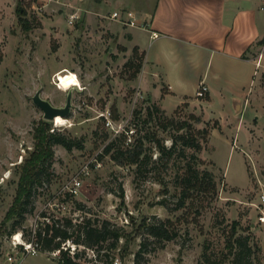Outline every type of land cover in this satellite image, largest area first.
Returning a JSON list of instances; mask_svg holds the SVG:
<instances>
[{"label": "rangeland", "instance_id": "374dc122", "mask_svg": "<svg viewBox=\"0 0 264 264\" xmlns=\"http://www.w3.org/2000/svg\"><path fill=\"white\" fill-rule=\"evenodd\" d=\"M18 1L0 0V221L13 202L20 165L34 148V125L44 119L32 97L41 90L42 98L60 107L71 92L72 106L68 116L63 117L65 121L59 117L48 121L54 129L80 138L83 147L67 150L59 144L53 146L52 166L36 188L34 208L27 214L25 229L39 221L63 222L66 216L74 221L84 214L109 219L130 233L128 250L117 258V264H134L135 253L146 236L141 230L143 222L166 220L168 228L178 232L176 237L162 242L151 237L140 264H202L205 246L213 257L225 252V232L230 230L231 221L238 220L239 232L249 229L254 234L260 247V264H264V221L260 219L264 215L262 46L251 49V56L257 60L246 80L242 106L231 108L227 90L235 86L219 77H211L217 92L210 100L206 99L208 93L203 97L195 95L198 81L188 77L175 94L160 101L167 116L186 119L193 113L199 117L190 119L196 128H211L198 156L205 160L203 167L214 173L218 192L215 200L198 213L196 200L188 209L179 207V190L174 186L172 170L161 172L167 180L166 191L151 172L137 176L133 165L118 164L103 153L107 141L123 128L133 130L131 142L143 137L147 146L151 143L144 135L150 136L154 126L151 120L143 121L147 119L146 107L154 101L151 83L144 89L136 78H129L130 70L124 64L133 47L119 43L103 22L115 8L133 10L142 20L134 8L138 7L140 13L148 12L153 0H64L37 15L40 25L29 29L19 23ZM27 4L25 17L30 18L32 11ZM74 5L81 8V16L71 25L68 12ZM142 41L149 49L148 38L142 37ZM201 69L209 75L213 73V67L203 65ZM160 89L162 94L168 91L164 84ZM136 110L141 113L135 118ZM108 111L112 127L122 128L119 133L106 125L104 114ZM158 129V135L170 145L169 136L175 129ZM157 154L154 151L153 157ZM84 168H88V174H83ZM75 176L81 178L82 185L72 196L68 188ZM27 238L26 231L23 236L16 232L0 238V264H57L58 252L25 254ZM105 247L97 264L103 262ZM78 250H85L84 257L96 258L97 252L91 249L80 246ZM9 256L13 261L8 260Z\"/></svg>", "mask_w": 264, "mask_h": 264}, {"label": "trees", "instance_id": "16d2710c", "mask_svg": "<svg viewBox=\"0 0 264 264\" xmlns=\"http://www.w3.org/2000/svg\"><path fill=\"white\" fill-rule=\"evenodd\" d=\"M23 1L20 0L16 4L19 23L25 29H29L32 25H40L38 16L31 13L30 18L25 17L27 2L24 1V4ZM144 56L145 53L140 51L137 45L133 46L132 55L124 64V68L130 70L128 74L130 79L138 76ZM206 97L209 100V96ZM185 103L187 102H183ZM178 108L174 110L175 113ZM140 113L136 110L135 118L139 117ZM146 117L147 119L143 121L151 120V125L154 126V129L151 128L149 132L150 136L144 135L151 141L150 146L146 145L143 137L127 142L126 132L130 130L127 128L107 141L103 153L109 154L118 164L133 165L137 176H144L151 172L154 179L164 185L166 191H168L167 180L161 172L172 170L174 186L179 190V207L188 209L196 200V211L200 213L201 208L204 209L215 200L218 192L214 173L203 167L205 160L198 156L203 143L208 140L211 128L208 126L196 128L190 119L198 120L199 117L193 113L188 114L186 119L167 116L165 110L156 102H151V105L146 107ZM170 126L175 130L169 136L171 144L166 145L163 138L158 135V128L167 130ZM33 139L34 148L20 165L21 172L13 202L3 220L0 221V238L16 232H20L23 236L26 231L28 243L38 246L39 251L59 253L57 264H97L100 251L103 246H106L102 264H113L116 258L127 252L130 233L109 219L84 214L82 219L76 218L75 221L66 216L63 222L58 219L52 223L39 221L34 227L28 229L23 226L27 214L34 208L32 205L36 188L43 183L52 166L53 146L59 144L67 150L83 147V141L80 138L54 129L51 122L46 119H40L34 125ZM154 151L158 152L155 158ZM186 203H189L187 204L189 206H186ZM77 208L82 209L81 206ZM43 217L47 216L43 214ZM166 223H168L166 220L156 223L143 222L141 230L146 236L135 253L134 264H140L143 261V253L151 237L161 242L176 237L178 232L174 229L170 230ZM240 228L238 220L231 221L230 230L227 234L225 232V252L219 257H213L205 246L202 252V264H260V247L254 234L249 229L246 232H239ZM80 246L91 249L93 253L97 252L96 258L84 257L85 250H78Z\"/></svg>", "mask_w": 264, "mask_h": 264}, {"label": "crops", "instance_id": "0c3cea01", "mask_svg": "<svg viewBox=\"0 0 264 264\" xmlns=\"http://www.w3.org/2000/svg\"><path fill=\"white\" fill-rule=\"evenodd\" d=\"M151 5L141 13L132 7L149 28L128 30L129 26L122 28L108 17L103 22L119 43L128 48L137 45L145 53L136 80L144 89L151 83V102L164 109L160 101L175 94L188 77L206 83L210 100L217 92L211 77H219L235 86L227 90L231 108L242 106L246 80L257 60L251 49L262 46L264 50V0H153ZM142 37L148 38L149 49ZM203 65L213 67L212 75L201 69ZM162 84L168 90L164 94Z\"/></svg>", "mask_w": 264, "mask_h": 264}, {"label": "built area", "instance_id": "2783aa9c", "mask_svg": "<svg viewBox=\"0 0 264 264\" xmlns=\"http://www.w3.org/2000/svg\"><path fill=\"white\" fill-rule=\"evenodd\" d=\"M26 1L29 5L30 10L32 11V14L34 15H41L43 12L49 7L51 4H63L64 0H24ZM75 6V5H74ZM71 8V10L68 12V22L69 24L73 25L75 21H77L80 16H81V8L78 6H75ZM108 17L121 25L129 26V27H140V28H149V22L145 19H140L135 11L129 10V9H115L111 11V13ZM156 33L153 32V35ZM208 87L205 82H199L198 88L196 91V96L197 97H203L207 94ZM106 117V125L112 127L113 122L112 119L110 118V112L108 111L107 114H104ZM116 133H119L120 130L122 129L121 127L117 128V130L112 127ZM125 128H123L124 131ZM133 130H129L127 133V142H130L131 139V134ZM131 132V134H130ZM121 133V132H120ZM89 170L88 168L83 169V174H88ZM82 185V180L80 177L75 176L72 179V185L71 187L68 188V191L72 196L76 195L80 191V187ZM261 200L264 201V193L261 195ZM262 221H264V215L260 217ZM25 254L31 253V254H37L39 252V247L36 245H33L32 243H27L25 244L24 250ZM54 253V252H53ZM9 261H13L12 257H8ZM113 264H117V258L113 262Z\"/></svg>", "mask_w": 264, "mask_h": 264}, {"label": "water", "instance_id": "95a60500", "mask_svg": "<svg viewBox=\"0 0 264 264\" xmlns=\"http://www.w3.org/2000/svg\"><path fill=\"white\" fill-rule=\"evenodd\" d=\"M40 91L38 90L34 96L32 97L33 102L43 111V117L46 120H54L57 116L67 117L72 103H71V92L68 93L66 103L64 106H54L48 100L44 99L40 95Z\"/></svg>", "mask_w": 264, "mask_h": 264}, {"label": "bare ground", "instance_id": "6f19581e", "mask_svg": "<svg viewBox=\"0 0 264 264\" xmlns=\"http://www.w3.org/2000/svg\"><path fill=\"white\" fill-rule=\"evenodd\" d=\"M58 83V82H57ZM57 117H59L58 118V120H60L61 122H64L65 121V119L63 118V117H60V116H57ZM57 117H56V119H57ZM60 122V123H61ZM17 239H19L18 241H20V237H19V235L17 236Z\"/></svg>", "mask_w": 264, "mask_h": 264}]
</instances>
